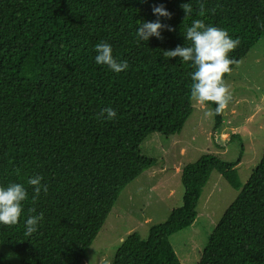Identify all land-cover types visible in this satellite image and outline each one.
<instances>
[{
    "label": "trees",
    "instance_id": "16d2710c",
    "mask_svg": "<svg viewBox=\"0 0 264 264\" xmlns=\"http://www.w3.org/2000/svg\"><path fill=\"white\" fill-rule=\"evenodd\" d=\"M0 0V185L24 184L28 199L16 225H0V244L18 264H81L124 187L155 164L141 151L154 132L181 131L192 110L190 62L164 52L188 44L194 19L224 28L239 45L231 69L264 36V0ZM201 3L203 8H201ZM164 4L174 31L137 43L142 20ZM108 42L129 67L114 73L94 63L93 46ZM223 79L225 81L227 75ZM214 109V102H205ZM111 107L114 119L101 109ZM106 116V113L104 114ZM223 110L214 116L221 126ZM212 171L238 191L212 229L197 264H264V148L242 183L236 162L204 153L180 173L181 205L126 236L111 264H181L169 237L189 227ZM48 186L33 200L29 176ZM35 209V212H29ZM43 213L25 235L27 215ZM0 264H10L0 253Z\"/></svg>",
    "mask_w": 264,
    "mask_h": 264
},
{
    "label": "rangeland",
    "instance_id": "374dc122",
    "mask_svg": "<svg viewBox=\"0 0 264 264\" xmlns=\"http://www.w3.org/2000/svg\"><path fill=\"white\" fill-rule=\"evenodd\" d=\"M231 97L223 109L221 126L205 117L210 104L191 98L192 110L181 131L165 136L151 133L141 151L155 159L120 192L81 264H111L115 251L134 231L145 238L150 226L165 221L181 205L182 167L204 153L225 162H236L244 183L260 161L264 148V36L227 75ZM238 191L217 171H212L197 203L194 222L169 237L181 264H197L208 236ZM0 253L10 264H18L9 248Z\"/></svg>",
    "mask_w": 264,
    "mask_h": 264
},
{
    "label": "clouds",
    "instance_id": "9594fccd",
    "mask_svg": "<svg viewBox=\"0 0 264 264\" xmlns=\"http://www.w3.org/2000/svg\"><path fill=\"white\" fill-rule=\"evenodd\" d=\"M200 6L203 8L202 3ZM180 7L184 12V17L191 15L192 3L190 0H184ZM151 11L157 18L142 20L137 26L135 33L137 43L148 41L151 36L162 38V29L169 32L174 31L171 24L163 23L160 19L161 17L165 19L172 17V13L164 4H155ZM259 26L264 28V22H261ZM182 35L184 41L190 43L177 44L174 48L165 50L164 56L167 58L179 57L182 62H190L194 68V71L190 72L191 98L199 103L214 102L216 107L204 113L207 118L214 117L226 107L231 97L223 76L232 71L230 65L235 61L229 56V53L239 45V38H233L224 28L205 24L202 19L192 20ZM93 49L96 65H104L114 73H120L129 67L127 60H118L113 55L110 43L98 42L93 46ZM100 115L104 119L111 120L116 118L117 112L111 107H105L101 109ZM42 180L43 177L40 174L29 176L27 179V184L32 186L33 200L38 197L41 191L47 192L48 190L47 184L42 183ZM26 199H28V191L24 184L9 182L6 185H0V225H16L23 212V202ZM29 212H35V209H29ZM42 218L43 213L27 215L24 220L25 235L36 232Z\"/></svg>",
    "mask_w": 264,
    "mask_h": 264
},
{
    "label": "water",
    "instance_id": "95a60500",
    "mask_svg": "<svg viewBox=\"0 0 264 264\" xmlns=\"http://www.w3.org/2000/svg\"><path fill=\"white\" fill-rule=\"evenodd\" d=\"M223 113H224V111H223Z\"/></svg>",
    "mask_w": 264,
    "mask_h": 264
}]
</instances>
